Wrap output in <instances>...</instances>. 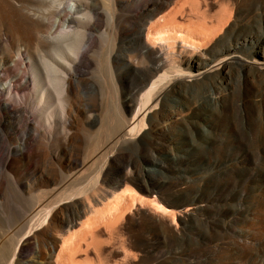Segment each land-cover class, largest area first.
Listing matches in <instances>:
<instances>
[{
    "label": "bare ground",
    "instance_id": "obj_1",
    "mask_svg": "<svg viewBox=\"0 0 264 264\" xmlns=\"http://www.w3.org/2000/svg\"><path fill=\"white\" fill-rule=\"evenodd\" d=\"M42 1L0 0V264H79L80 254L88 256L91 247L103 245L97 233L103 229L110 236L117 233L138 200L142 202L138 219L128 218L130 236L142 252L152 253L165 237L187 233L205 208V199L196 198L185 207L160 205L181 224L161 227L156 222L159 211L150 205L156 202L158 181H144L151 173L140 157L154 153L155 141L181 127L188 139L186 184L196 189V176L204 169V150L214 140L218 120L262 102L261 88L254 84L264 79V0H248L253 3L255 28H244L249 22L244 17L245 0H233L231 11L222 9L212 17L209 12L220 6L219 0L146 1L134 17L138 27L133 43L139 56L126 61V72L111 69V98L119 111L114 131L87 95L86 104L91 105L83 112L82 87L91 83L90 55L97 43L93 31L99 29L104 15L110 21L121 17L120 0ZM11 15L17 17L14 22ZM104 37L114 52L123 30L110 28ZM177 43L182 44L180 50ZM168 101L172 106L166 110ZM83 113L93 127L102 126L95 136L98 144L115 137L113 149L102 153L97 145L88 144L86 153H72L68 170H55L41 195L49 205L55 197L58 205L33 223L28 214L16 220L7 196L10 186L22 187L15 174L18 166L46 152L47 129L57 131L53 144L59 151L76 143L79 134L68 126ZM156 152L162 153L158 148ZM47 155V160L55 161V154ZM247 156L239 151L234 156L237 165L246 168ZM92 169L99 170L95 181L78 187L84 172ZM124 184L134 185L142 193L140 198L119 193ZM6 219L15 220L13 228L19 230L31 222L32 235L19 239V231L3 233ZM77 226L82 230L75 233ZM27 247L34 250L28 260L23 252Z\"/></svg>",
    "mask_w": 264,
    "mask_h": 264
},
{
    "label": "rangeland",
    "instance_id": "obj_2",
    "mask_svg": "<svg viewBox=\"0 0 264 264\" xmlns=\"http://www.w3.org/2000/svg\"><path fill=\"white\" fill-rule=\"evenodd\" d=\"M146 1L148 0H120L117 11L121 17L110 21L109 16L104 15L99 29L93 27L95 28L93 35L97 38V43L90 55L92 66L88 69V73L91 83L87 88L82 87V97L85 95L82 110L83 112L89 110L87 104L91 105V103L86 104L87 95V98L95 100L96 112L101 118L105 117L107 127L113 128L111 129L113 131L117 127L119 111L112 100L111 69L126 72V61L131 60L130 57L139 56V48L133 43L135 30L138 27V20L134 17ZM245 1L247 14L244 17H247L249 22L244 28H255L257 25L251 20L253 3ZM41 3L44 2L41 0ZM219 3V7L209 12L210 17L216 16L222 9L231 11L234 4L233 0H219ZM103 8L102 6L101 11ZM54 12L52 10V13ZM192 16L197 20L196 14ZM16 19L17 17L10 16L12 22ZM56 19L57 17L52 22L51 28H54ZM62 24L63 22L59 25V30ZM110 28L120 29L121 32L123 30V39L114 52L104 37ZM181 46L182 44L177 43L176 48L180 50ZM244 50L239 52L242 54ZM254 86L261 88L262 102L255 104L254 108L249 110L238 108L234 114H228L218 120L214 140L204 150V169L196 176L195 190H190L186 184L189 171V163L185 155L188 147V139L184 137L186 130L179 127L169 132L168 136L155 141L154 153L147 152L140 157L143 167L149 169L151 173L144 178V181L147 184L150 183V179L158 181L153 195L156 202L150 205L151 208L159 211L156 222L161 227L178 225L181 227V224L174 220L173 214L164 211L160 205L165 208L185 207L196 198L205 199L203 202L205 208L189 224L187 233L172 239L165 237L152 253L142 252L138 242L131 239L128 222L130 218L138 219L137 207L142 204L138 200L132 203L127 212V219L119 226L117 233L110 236L105 229L97 233L103 245L99 249L91 247L88 256L84 252L80 254L77 258L79 264L85 262L86 264H264V79H260ZM169 106H172L171 101H168L166 110ZM82 119L83 121L80 122ZM80 120H75L73 125L68 126L70 132L77 131L79 140L74 144H68L60 151L53 144L57 131L47 129L48 140L44 143V148L47 153L56 155L55 161L47 160V153L42 152V157L18 166L15 174L22 187L10 186L7 196L16 220L19 216L28 214L33 223L39 218H44L58 205L55 197L49 205L47 198L41 195L47 189L45 183L53 178L55 170L60 169L64 173L68 170L72 153H86L88 144L97 145L98 151L106 153L115 145L114 136L107 137L98 144L95 136L99 134L102 126L99 124L93 127L92 121L88 120L84 113ZM86 130L90 133H86ZM15 144L18 145V142L16 141ZM156 148L162 153L157 154ZM239 151L248 154L246 168L237 165L235 157ZM98 173V169L85 171L78 187H84L95 181ZM117 179L120 177H116ZM119 193H130L134 197L142 194L132 184H124L119 189ZM38 196L40 197L35 199ZM151 221L149 220L150 223ZM31 222L19 230L13 228L15 220L6 219L3 221L5 227L2 231L3 233L10 229L19 231V239H21L26 235H32L29 233ZM150 223L146 222L145 225ZM64 230L68 231L67 228ZM81 230V226H77L72 231L78 233ZM124 240H127L125 246ZM60 250L61 247L57 252ZM23 252L26 260L34 257L32 247H27Z\"/></svg>",
    "mask_w": 264,
    "mask_h": 264
}]
</instances>
